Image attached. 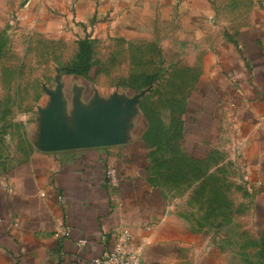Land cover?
<instances>
[{
	"label": "crops",
	"instance_id": "obj_1",
	"mask_svg": "<svg viewBox=\"0 0 264 264\" xmlns=\"http://www.w3.org/2000/svg\"><path fill=\"white\" fill-rule=\"evenodd\" d=\"M0 7L45 34L89 37L103 51L150 41L181 55L192 75L182 148L210 170L234 171L254 230L251 241L220 237L172 200L153 175L143 90L107 81L99 62L61 72L43 108L62 127L51 144L70 145L46 148L43 115L28 129L29 152L0 174V264H94L121 229L143 245L142 264H264V0H0ZM111 118L114 132L99 139L113 134L116 142L97 144L90 127Z\"/></svg>",
	"mask_w": 264,
	"mask_h": 264
},
{
	"label": "rangeland",
	"instance_id": "obj_2",
	"mask_svg": "<svg viewBox=\"0 0 264 264\" xmlns=\"http://www.w3.org/2000/svg\"><path fill=\"white\" fill-rule=\"evenodd\" d=\"M0 7V174L31 149L29 127L42 122L61 72L70 68L78 40L45 34L16 20ZM107 45V44H105ZM157 43H115L103 51L92 42V62L101 63L107 81L134 84L143 90L140 103L153 150L155 180L187 216L220 237L254 238L250 199L228 167L194 161L181 145L191 72L181 55L161 53ZM149 77L147 86L141 79ZM235 177V178H234Z\"/></svg>",
	"mask_w": 264,
	"mask_h": 264
},
{
	"label": "built area",
	"instance_id": "obj_3",
	"mask_svg": "<svg viewBox=\"0 0 264 264\" xmlns=\"http://www.w3.org/2000/svg\"><path fill=\"white\" fill-rule=\"evenodd\" d=\"M106 176L111 184L116 183V170L113 166L106 169ZM79 243H85V239H79ZM142 244H136L127 229L115 232L112 245L102 254L93 259L94 264H142Z\"/></svg>",
	"mask_w": 264,
	"mask_h": 264
},
{
	"label": "water",
	"instance_id": "obj_4",
	"mask_svg": "<svg viewBox=\"0 0 264 264\" xmlns=\"http://www.w3.org/2000/svg\"><path fill=\"white\" fill-rule=\"evenodd\" d=\"M43 115H45V126L47 128V130L49 131L48 134L46 133L44 136V139L46 141V148L49 149H55V148H61V147H66L68 145H59V144H51V142L53 141V135L57 132H59L58 129L62 128L60 126H58L55 122V118L52 116V113H54L51 109H43L42 110ZM43 120V119H42ZM114 119L111 118L109 120V122H100L97 125H94L92 127H90L91 131L94 132H98V137L97 139H94L96 141L97 144H103V143H112V142H116V139H110L113 137V134L110 136H106V138L104 139H99V133L102 132V130L106 131L105 133L108 134V131H112L114 132ZM85 127V126H84ZM71 132L68 131L67 133V137H71ZM82 134V133H81ZM64 142L69 143V140H65ZM71 143V141H70Z\"/></svg>",
	"mask_w": 264,
	"mask_h": 264
},
{
	"label": "trees",
	"instance_id": "obj_5",
	"mask_svg": "<svg viewBox=\"0 0 264 264\" xmlns=\"http://www.w3.org/2000/svg\"><path fill=\"white\" fill-rule=\"evenodd\" d=\"M79 51L76 58L72 61L70 68L79 72H86L92 64V41L89 37L78 40ZM141 79V86L145 87L149 83V77L145 75L138 76Z\"/></svg>",
	"mask_w": 264,
	"mask_h": 264
}]
</instances>
